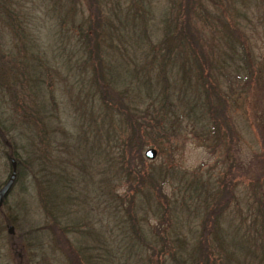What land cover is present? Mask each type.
I'll return each instance as SVG.
<instances>
[{
    "label": "rangeland",
    "instance_id": "1",
    "mask_svg": "<svg viewBox=\"0 0 264 264\" xmlns=\"http://www.w3.org/2000/svg\"><path fill=\"white\" fill-rule=\"evenodd\" d=\"M60 1L63 3L59 4ZM169 1L101 0L105 20L102 34L106 51L104 57L114 68L115 86L125 91L126 99L133 100L137 109L147 112L140 119L148 131L143 134L140 155L143 157L147 147L156 150L153 159L143 157L144 166L160 177L156 181L160 191L148 196L127 190L131 186L130 178L122 175V167L117 160L119 146L112 141L111 135L112 132H119L123 125V118L116 111L115 104L108 106L100 103L102 106H99L95 98L91 99L93 107L91 111L87 105V121L92 117L95 131L99 130L102 139L100 156L90 157V164H87V155H84L83 167L75 162L76 154L79 157L83 154L73 152L74 145L69 141L77 133L81 110L75 109L78 98L75 87L71 89V82L74 81L73 75L79 78L85 65H73L77 54L73 52L74 42L70 36L68 1L15 0L14 5H19L27 14L25 28L29 35L25 40L21 35L22 29L19 33L17 27L0 22V66H10L13 57L19 59L20 55H24L26 41L27 47L32 50L27 60L35 64L31 72L43 78L41 90L36 81L29 86L30 79L28 76L23 79L21 74L14 77L16 81L0 83V127L8 130L7 140L4 142L0 138V186L10 172L9 161L3 154L5 150L14 152V155L20 154L21 172L24 174L15 181L0 205V264H87L83 257L98 258L105 264H152L164 258L167 262L166 255L157 257L150 244L164 243L160 238L173 228V233L181 234L188 248L198 235L204 212L214 206L212 196L215 190L220 189V178L227 182V188L231 190L218 203L219 228L226 235L222 241L225 249L222 262L256 264L253 255H262L264 225L259 221L260 216L258 220H253L259 209L264 210V0H236L245 12L244 18H238L246 29L243 36L247 56L244 59L239 58L242 49L232 53L228 48V41L231 38L235 41V36L224 32L226 26L232 23L227 3L223 5L224 1L210 6L208 0L204 2L208 13L198 24L203 37L202 55L209 66L203 61L201 69L205 73L203 79L217 80L224 91L226 103L223 117H218L219 120L214 117L213 107L209 112L200 107L206 95L196 92L193 82L187 84L196 70L194 56H188L192 70L182 71V77L176 74V67L185 62L181 56H176L172 50L163 63L158 47H149V40L158 46V38L162 34L159 17L169 8ZM224 37L227 42H224ZM65 59H70L69 63L61 64ZM13 64L19 67V63ZM67 65H71L72 69L65 70ZM161 66L165 73L158 68ZM9 83L12 88H8ZM163 87L171 107L163 104L161 108L157 104L162 100ZM28 91L30 99L33 97L37 102L42 94V103L50 101L51 95L55 105L49 104L47 111L65 123L63 132L55 131L51 138L55 141L49 147L46 141H37L34 137L37 128H30L33 127L31 120L25 123L30 118L26 111L28 108L22 109V101L25 100V107L26 102L30 108L33 104L27 97ZM209 99L213 102L212 95ZM158 108L164 117L160 122L155 119ZM195 120L203 122L205 127L201 129L194 123ZM212 123L215 124L213 130L207 132ZM67 132L70 133L68 137ZM217 134H220L219 140ZM31 139L41 154L43 149L47 152L41 158L43 167L44 163H52L49 162L53 160L48 156L49 151L57 160L53 165L67 164L72 172L80 174L76 191H70L73 199L68 208L72 213V222L79 223V230L74 233L63 234L55 227L49 228L53 221L37 193L36 182L25 176L24 159L29 153L21 148ZM10 142L11 147L8 146ZM87 170L94 181L98 183L102 180L107 184L105 193L96 187V193L91 192L87 196L84 189ZM51 193L53 197L48 195L46 205L62 214V210L67 208V201L57 187H51ZM163 208L168 211H161ZM58 220L61 225L62 218L58 217ZM7 225L12 226L10 233L7 232ZM87 227L92 228L94 234H99L98 239L95 238L98 241L93 242L94 238H90L87 243ZM237 227L249 238L247 255L237 246L238 243L234 244L231 240ZM133 228H138L142 239L146 240L137 237L135 234L138 233L130 232ZM133 242L136 247L143 243L147 245L145 253L151 263L142 259L145 254L139 257L142 250L136 252V249L130 250L133 246L127 248ZM255 245L257 248H254Z\"/></svg>",
    "mask_w": 264,
    "mask_h": 264
},
{
    "label": "trees",
    "instance_id": "2",
    "mask_svg": "<svg viewBox=\"0 0 264 264\" xmlns=\"http://www.w3.org/2000/svg\"><path fill=\"white\" fill-rule=\"evenodd\" d=\"M14 1L15 0H0V22L1 24L17 27V31L19 33L22 29L21 35L23 36V40H25L29 35L26 31L27 29L25 28L27 25V14L22 12L19 5H14ZM66 1H68L70 5V36L73 37L74 42L73 52H75V55L77 54L76 57L73 55L75 57H73V65H85V69L83 68L81 74H79L80 80L79 78H75L73 75L72 77L74 78V81L71 82V89L72 87H75V92L78 98L75 109L81 110L79 114V122L77 123L76 128L77 133L75 136L71 137L73 140L70 138L71 141H69L72 145H74L75 150L73 152H79L80 154H83L82 157H79L78 154H76L75 162L78 161L80 167H83L84 155H87V164H90V157L94 159L93 157L98 158L100 156L99 145L102 139L100 138L99 130L97 132L95 131V123L92 117H90L89 121H87V105H89L91 111L93 107L91 99L95 98L98 101L99 106H102L100 103L108 106H110L109 104H115L116 111H118L123 118V125L119 132H112L111 135L112 141L116 142L117 146H119L117 160L118 163H120V168H123H121L122 175L126 177V179L130 178L131 186L130 188L127 187V190L133 191L132 193L140 194L142 196H148L151 193L154 194V191H160L159 183H156L160 177L155 171L145 168L143 159L144 156L142 157L140 155V149L142 148L141 146L143 145L144 141L143 134L148 133L146 130L147 127L145 124L141 123L140 119L143 118V115L146 116L147 112H142V110H139V108L137 109L133 100L126 99L125 91L115 86L117 79L113 74L114 68L109 65L107 58L104 57L106 54L105 41L103 38V24L105 23V20L102 13L101 0ZM205 1L207 0H204L203 2L202 0H170L168 4L169 8L165 10V12L159 17L162 25V34L158 38V46L149 40V33H147L148 36H146L149 40V47H158V55L163 59V63H165V60L168 59V55L173 52L172 50L176 52H174L176 56H181V59L186 63L183 62L181 66L178 65L181 67V70L178 68V66L176 67V74H180L182 77V71L190 72L192 70V64L189 62L188 56H194L196 70L193 72L192 80L187 84H191L193 82V86L196 88L195 91L201 93L203 96L206 95L204 100L200 102V107L206 112H209V109L213 107L215 110L214 117L216 120H219L218 117H223V111L226 103L224 91L221 85H218L216 82L217 80H209V78L203 79L205 73L201 69V64H203V61L204 64L208 65L207 60H205L204 56L202 55V50L204 47L202 45L201 38L203 37L200 32V24H198V22H201L202 17L208 13L206 7L204 6ZM224 1L225 3H223ZM61 3H63V1H60L59 4ZM220 3H223V5L227 3L229 14L231 15L232 13V23L226 26V30H224V32L232 33L235 36V41L231 38L228 41V48L232 53L233 51L235 52L236 49H242L243 51H238L242 55H239V58L242 59L243 57L244 59L247 56L245 50V39L243 36L246 32V29L245 25L238 21V18L241 17L242 19L245 17V12H242L243 7L238 4L236 0H208V4L210 6H213L214 4L218 5ZM144 11L148 10L145 9ZM74 19L76 20V23H74ZM142 19H145V17H142ZM218 22L220 24L223 23L221 20H218ZM224 42H227L226 38L224 39ZM25 43L26 45L24 47V55H20L19 59L13 57V59H11L12 64L10 66H8L7 63L6 66H0L2 68L0 69V83H5L8 80L10 83L12 81H16V78L14 79V77H17L21 74L23 79L28 76L30 79V82H28L29 86H31L36 81L41 90L43 78L40 79L38 75H36L37 73L34 74V72H31V70H34L33 66L35 64L27 60L28 57H31L29 54H31L32 50L27 47L26 41ZM185 51H187V56L184 55L186 54ZM54 60L55 58L53 57V62H55ZM69 61L70 59H65L61 64H68ZM13 62L19 63V67L14 65ZM42 63L44 64V62ZM247 64L249 66L251 65L248 61ZM67 67L68 68H65V70L69 71L72 69L71 65H67ZM158 68H160V70L165 73L163 66ZM172 71L173 70L171 69L169 72L171 73ZM10 87H13L12 84L8 86V88ZM162 91L164 92V94L160 96L162 97V100L158 101L157 104L161 108L163 107V104L165 106L171 107L172 103H170L168 100V94L165 92V87L162 88ZM27 94L30 104L31 102H33V104L32 108H30L26 102L27 107H25V100L22 101V109L24 111V109L26 110V108H28L26 111L28 112V118H30L29 120H26L25 123L31 120L30 123L33 127L30 128H37L35 130L34 137L37 139V141L41 139L46 141L48 143L47 146L49 147L50 143L55 141V139H51L55 134V131L60 130V132H63V125L65 123L62 122L59 117L56 115L54 116L50 111H47V106L49 104L55 105L51 95L48 99L50 101L45 100L43 104L41 98L42 94L40 95V100L38 102L35 101L33 97L30 99V91H28ZM210 95H212L213 102H211L209 99ZM138 117L139 120H137ZM163 118L164 117L158 108V114L156 115L155 119L157 122H160ZM194 123L197 124V126H201V129L205 127L203 122L195 120ZM220 123L221 121L219 122V126L221 125ZM214 125L215 124L212 123L210 130L208 128L207 132L212 131ZM0 130V138L5 142V140H7L6 136H8V130L1 127ZM68 136H70V133L67 132V137ZM216 137L219 140L220 134H217ZM11 145L12 142H10L8 146L11 147ZM26 145H29V147H25ZM21 150L23 152L29 153L27 158L24 159V164L27 169V174H25V176H30L32 181L35 180L36 182L35 188L37 189V193L43 200L42 203L48 211L47 215H49L53 221V224L48 225L49 228L55 227L63 234L74 233L79 230V223L72 222V213L68 211V208L71 207V203L69 202L73 199L70 191H76V187L78 185L77 177H80V174L77 172H72L73 170L67 164L59 165L57 163L53 165V163H56L57 160L52 157L49 151L48 156L54 161L48 159L49 162L52 163L48 165L44 163L43 167V164H41V158L43 159L47 152L43 149L41 154L39 147H35L33 139H31V141L28 143L26 142L25 145H22ZM3 154L7 159L8 157H13L16 163L15 180L10 188L11 190L15 181L24 177V174L21 172V160L19 157L20 154L16 153L14 155V152H6V150L3 152ZM220 182V189L215 190V195L213 194L212 196L214 206L209 207L204 212V220L200 224L198 235L192 239V243H190L188 248L187 245H185L182 235L178 232L173 233L172 228L170 230L171 232H168L166 235L160 238L164 240V243H161L160 245L157 243L159 246H157L156 243L150 244L153 252L155 251L158 255L157 257H159L160 254H162V258L164 254L166 255L167 262L164 258L159 261V263L155 261L152 262V264H168V262L170 264L169 259L171 260L172 264H224L222 260L225 249H223L222 241L225 239L223 236L225 237L226 235L224 230L219 228L218 217L220 216V208L218 203L223 200L225 196L230 194L231 190L227 188L228 184L223 178H220ZM106 185L107 184L102 180H99L98 183L94 181L93 175L90 176V173L87 170V182L85 181L84 185L87 196L91 192L96 193V187L104 191V189L107 188ZM155 185H157V187H155ZM53 186L58 188V190L62 193L64 200L67 201V208L62 210V214H58L56 211L50 210L46 205L49 196L53 197L51 193V187ZM161 211L166 213L168 209L163 208ZM257 213L258 214L256 217H254V220L253 218H251V220L254 222L258 220V217L260 216L259 221H261V225H264V210L259 209ZM58 217L62 218L61 225H59L60 222ZM87 217H89L88 213ZM70 220L71 223H69ZM1 228L2 226L0 225V230ZM84 231L85 230H83V232ZM131 231L134 234L140 233L138 228L130 229V232ZM94 233L95 231L92 228L87 227V243L89 242L88 239L90 238H94L92 239L93 242L98 241L97 237H99V234ZM80 234H82V232ZM138 234L135 235L140 237L141 240H146L145 238L142 239V235ZM231 240L234 242V244L238 243L237 246L243 250L245 255H247V251L249 250V248H247L249 247V238L244 234V232L241 233L238 227L233 232ZM133 244L135 243L133 242L129 247L127 246V248L133 246L130 250L136 249V252L142 250V253L139 257H142L143 254H145L142 259H146V261L150 262L145 253V248L147 245L143 243L136 247ZM154 244L159 248H156ZM255 247L256 245L254 248ZM78 252L80 254L79 250ZM261 254L262 255L260 257L258 255H253L255 257L252 258L256 261V264H264V248L261 250ZM82 259H84L87 264H105L104 260H99L98 258L90 259L89 257H83Z\"/></svg>",
    "mask_w": 264,
    "mask_h": 264
},
{
    "label": "water",
    "instance_id": "3",
    "mask_svg": "<svg viewBox=\"0 0 264 264\" xmlns=\"http://www.w3.org/2000/svg\"><path fill=\"white\" fill-rule=\"evenodd\" d=\"M156 155V150L153 147H147L143 151V156L146 159H153ZM9 165H10V172L5 179V181L0 186V205L3 200V198L6 196L8 191L10 190L14 180H15V160L13 157H8ZM7 232L10 233L12 231V226L7 225Z\"/></svg>",
    "mask_w": 264,
    "mask_h": 264
}]
</instances>
